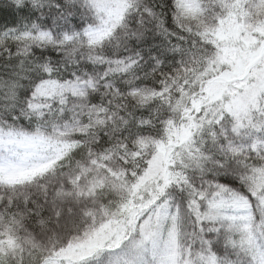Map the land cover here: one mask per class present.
Returning <instances> with one entry per match:
<instances>
[{"label":"snow or ice","instance_id":"6c2138e0","mask_svg":"<svg viewBox=\"0 0 264 264\" xmlns=\"http://www.w3.org/2000/svg\"><path fill=\"white\" fill-rule=\"evenodd\" d=\"M229 27L255 37L247 72ZM90 85L117 87L140 114L110 108L123 127L89 153L124 196L79 264H264V0H0V152L12 156L0 174L45 141L18 121L74 123Z\"/></svg>","mask_w":264,"mask_h":264},{"label":"trees","instance_id":"16d2710c","mask_svg":"<svg viewBox=\"0 0 264 264\" xmlns=\"http://www.w3.org/2000/svg\"><path fill=\"white\" fill-rule=\"evenodd\" d=\"M100 79H103L102 75ZM90 87L94 89L93 93L85 97L81 115L74 123H70L71 113L67 117L49 114L47 118L37 116L34 120L17 122L18 128L28 132L40 124L45 140L74 144L77 148L44 175L15 184L0 181V240L14 242V248L9 250L14 251L15 264H59L61 260L64 264H79L90 253L86 257L80 256L74 251L76 245L86 237H98L101 239L97 241L99 243L104 239L106 225L101 223L102 215H106L110 206L124 196V191L119 188L123 177H117L118 186H111V173L104 171L108 165L100 157H95L96 163L93 164L89 153L107 147L109 132H118L123 127L113 121L110 108L116 110L117 119L123 116L130 120V113L140 114L136 111L138 106L130 98L121 99L123 93L117 87ZM119 87L122 89L124 85ZM81 122L86 126L81 128ZM106 123L111 126L107 131ZM110 163L114 168L121 167L117 159ZM105 180L108 186L104 185ZM101 188L104 189L102 192ZM96 205H100L99 212ZM84 208L88 209L92 219L86 220L80 215ZM111 211L116 209L111 208ZM3 259L0 258V264H13L7 256Z\"/></svg>","mask_w":264,"mask_h":264},{"label":"rangeland","instance_id":"374dc122","mask_svg":"<svg viewBox=\"0 0 264 264\" xmlns=\"http://www.w3.org/2000/svg\"><path fill=\"white\" fill-rule=\"evenodd\" d=\"M259 29H255L258 31ZM243 34L235 32L232 28H226L222 39L229 41L230 43V54L238 61L239 68L241 72H247L248 67L251 66V57L247 54L246 49L251 48L255 44V37L249 42H245L242 38ZM236 42H233V41ZM219 87V84L213 85L211 88ZM77 148L74 144L55 142L45 140L42 143L31 146L27 151L28 157H36L35 162L29 163L22 167H16L12 170L0 174V181L7 184H15L21 181H24L28 178L35 177L38 175H44L45 173L51 171L58 163L62 161L70 152L74 151ZM11 154L5 152H0V161L5 159H11ZM99 239L86 237L83 242H79L74 250L75 253L80 256H87L91 251L95 249V244ZM2 242V249H0V258L6 259L4 250H9L14 248V242L11 239L0 240ZM82 251V253H81ZM76 255V254H75ZM75 257V256H74ZM78 257V256H76ZM3 259V260H4Z\"/></svg>","mask_w":264,"mask_h":264},{"label":"clouds","instance_id":"9594fccd","mask_svg":"<svg viewBox=\"0 0 264 264\" xmlns=\"http://www.w3.org/2000/svg\"><path fill=\"white\" fill-rule=\"evenodd\" d=\"M145 3H150V2H149V0H146V2H145Z\"/></svg>","mask_w":264,"mask_h":264}]
</instances>
